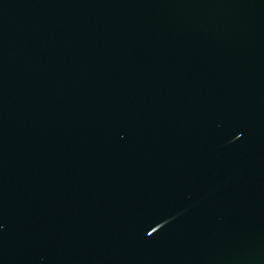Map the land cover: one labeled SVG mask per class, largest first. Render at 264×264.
<instances>
[{"label":"water","instance_id":"95a60500","mask_svg":"<svg viewBox=\"0 0 264 264\" xmlns=\"http://www.w3.org/2000/svg\"><path fill=\"white\" fill-rule=\"evenodd\" d=\"M0 264H264V0H0Z\"/></svg>","mask_w":264,"mask_h":264}]
</instances>
